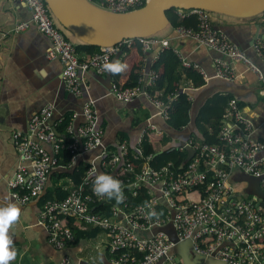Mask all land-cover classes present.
I'll use <instances>...</instances> for the list:
<instances>
[{
  "label": "built area",
  "instance_id": "built-area-1",
  "mask_svg": "<svg viewBox=\"0 0 264 264\" xmlns=\"http://www.w3.org/2000/svg\"><path fill=\"white\" fill-rule=\"evenodd\" d=\"M21 1L29 16L15 22L12 29L21 30L32 23L47 36L46 56L59 60L61 80L73 93L79 90V70L103 73V65L109 63L111 55L119 53L122 44L130 42L131 38H122L112 44L101 43L88 56L79 57L44 0ZM145 1L97 0L95 4L112 12L128 13L140 8ZM175 12L179 15L193 13L196 25H174V37H188L195 47L207 46L222 54L213 58L216 76L234 77V63L242 62L257 74L259 91L264 94V71L261 72L242 48L213 26L208 10L176 8ZM259 21L264 26V9ZM134 38L143 52L151 47H157V50L169 47L182 65L197 68L203 76V71L170 45L166 37L149 34ZM251 45L264 62V38H255ZM141 69L142 65L135 83L118 87L112 81L110 90L121 101L142 95L165 119L171 100L177 92L186 91L187 86L179 83L175 92L164 95L157 90L150 91L156 71L151 67L144 74ZM81 111L84 118L81 123L72 128L68 121L65 126L69 135L65 147L70 156L64 169L69 170L78 154L95 148L101 141L102 130L95 122L91 103L86 101ZM50 115L51 106L45 104L30 115L26 131L11 132L17 162L6 183L10 195L18 203L37 200L44 191L48 175L59 167V137L54 126L46 123ZM149 129L161 133L157 127L147 124L140 136ZM251 131L250 119L242 113L235 98L229 97L216 132L219 144L187 137L182 143L162 147L163 150H184L185 156L179 163L166 161L156 168L150 166L149 154H141L140 136L131 147L121 138L114 147L100 150V165L104 174L122 181L123 203L117 204L115 200L94 193L93 178L89 175L94 169L87 165L78 184L65 178L63 186L67 192L62 198L45 199L38 204L36 223L43 227L47 241L56 249L73 242L74 226L102 231L106 236L108 264H178L171 248L181 240L190 242L193 253L211 255L226 264H264V208L255 196H239L226 181L229 169L237 167L257 177L264 192V152H260L264 141L252 137ZM41 142L48 143L49 149ZM128 152L139 161L129 160ZM100 203L108 205V213L93 209ZM59 264L84 263L73 261L62 253Z\"/></svg>",
  "mask_w": 264,
  "mask_h": 264
},
{
  "label": "crops",
  "instance_id": "crops-1",
  "mask_svg": "<svg viewBox=\"0 0 264 264\" xmlns=\"http://www.w3.org/2000/svg\"><path fill=\"white\" fill-rule=\"evenodd\" d=\"M91 1L95 3L97 0ZM209 12L213 26L242 48L250 61L263 72L264 62L251 45L255 38H264V26L259 21L260 13L234 16ZM28 16L29 11L21 0H0V203L15 202L22 209L19 221L10 230L18 253L11 264H59L62 253L67 254L73 261L84 264H108L106 236L102 231L85 230L84 235H76L73 242L62 249H56L47 241L43 227L36 223L39 208L37 200L31 199L21 204L9 193L6 180L17 162L11 132L26 131L30 115L45 104L51 106L47 124L54 126L59 117L70 114L69 121L74 128L84 120L82 105L86 101L91 103L95 122L102 130L101 141L95 148L78 154L69 169L82 163L91 165L98 174L104 173L100 165V150L114 147L121 138L130 147L133 146L147 124L157 127L161 132L149 129L153 134L160 135L157 139L149 135V142L157 150L156 153L165 144L182 143L191 133L200 136L194 122L195 114L207 97L215 92L234 97L242 113L252 123L251 136L264 141V94L259 91L257 74L246 68L242 62L234 63V77L227 79L216 76L213 58L222 56L221 53L207 46L195 47L188 37H174L171 25L166 24L159 29L160 32L155 36L166 37L170 45L203 71V76L198 72L201 82L195 85L186 80L183 74L178 77L177 84L185 83V92L190 96L189 120L181 128L173 129L160 117L157 108L142 95L129 101L117 99L110 90L112 75L106 71L96 73L91 69L79 70L78 92L67 90L60 77L59 60L46 56L49 47L47 36L32 23L21 30L12 29L15 22L28 19ZM67 37L72 43L88 41L84 36L71 33H67ZM156 52L157 47L141 51L140 63L144 74L151 68ZM122 54V51L112 54L109 62L120 61ZM78 56H85V53L81 52ZM41 69L43 71L39 76L34 74ZM41 144L49 149L48 143ZM260 152H264V148ZM179 162L180 160L176 163ZM61 181L62 178L49 174L44 189ZM226 181L239 196H255L264 208V192L257 177L237 167H231ZM88 231H91L90 235ZM168 231L172 235L170 227ZM171 252L178 264H226L211 255L193 253L188 240L176 241Z\"/></svg>",
  "mask_w": 264,
  "mask_h": 264
},
{
  "label": "trees",
  "instance_id": "trees-1",
  "mask_svg": "<svg viewBox=\"0 0 264 264\" xmlns=\"http://www.w3.org/2000/svg\"><path fill=\"white\" fill-rule=\"evenodd\" d=\"M175 10V7H170L166 10L167 25H171L172 27L178 24L191 27L196 25V18L193 13L179 15L175 12ZM58 26L67 37V33L69 32L65 31L59 24ZM153 35L155 34L153 33ZM73 45L78 55L83 52L85 53V56H88L97 49V45L90 41L75 42ZM121 51L123 54L120 61L127 64L128 67L125 71L118 75L111 74L112 81L118 87L135 83L141 65L140 43L135 38H131L127 45L122 44ZM151 67L156 71V77L152 85L149 87V90L160 91L162 95L176 91L178 77L180 78L181 74H183V77L186 80L188 79L191 83H193V85L201 82V76L197 69L190 65L184 66L180 64V60L177 55L169 47H162L157 50L156 57L152 61ZM229 97H231L230 94L223 95L217 92L212 93L209 97H207L203 104L198 108L194 118V122L200 132V136L191 133L189 137L192 140L219 144L220 141L216 136V132L218 129L219 118ZM189 108L190 99L188 98V94L185 91L177 92L168 107L167 117L164 119L165 123L173 129L181 128L189 120ZM69 115L63 114L54 124L55 131L59 137V158L57 161L59 167L53 169L50 174L57 178H62V181L61 183L53 184L52 186L45 188L43 193L37 199L38 204L45 199L62 198L67 192L66 188L63 186V184L66 183L65 178H69L73 184H78L84 174L86 165L82 163L74 166L71 171L70 169L68 170L63 168L67 165L70 156V152L65 147L66 142L69 140L68 132L65 131V126L69 121ZM149 135L154 137V139L159 138L158 135L146 130L140 136L138 145L142 155L149 154L147 160L150 166L156 168L161 164H164L166 161L178 162L185 156L184 150L176 148L171 150L162 149L160 152L155 153L157 150L154 149L155 147H153L149 142ZM127 156L132 162L137 163L139 161L138 159L132 158L130 152H128ZM93 209L100 210L103 213H108V205L106 203H100ZM88 229L96 228H78L74 226V238H76V235H84L83 232ZM91 231H88V235L91 234Z\"/></svg>",
  "mask_w": 264,
  "mask_h": 264
},
{
  "label": "water",
  "instance_id": "water-1",
  "mask_svg": "<svg viewBox=\"0 0 264 264\" xmlns=\"http://www.w3.org/2000/svg\"><path fill=\"white\" fill-rule=\"evenodd\" d=\"M57 23L92 43L112 44L122 38L153 34L166 25V10L202 8L234 16H250L264 9V0H146L135 11L117 13L90 0H44Z\"/></svg>",
  "mask_w": 264,
  "mask_h": 264
},
{
  "label": "clouds",
  "instance_id": "clouds-1",
  "mask_svg": "<svg viewBox=\"0 0 264 264\" xmlns=\"http://www.w3.org/2000/svg\"><path fill=\"white\" fill-rule=\"evenodd\" d=\"M127 67V64L119 60L103 65L106 72L114 75L125 71ZM41 71L43 70H37L34 74L39 76ZM89 175L93 178V191L97 196L115 200L117 204L123 203L125 196L122 181L111 175L98 174L95 171ZM21 213V206L15 202L0 203V264H11L17 258L18 253L10 230L19 221Z\"/></svg>",
  "mask_w": 264,
  "mask_h": 264
},
{
  "label": "rangeland",
  "instance_id": "rangeland-1",
  "mask_svg": "<svg viewBox=\"0 0 264 264\" xmlns=\"http://www.w3.org/2000/svg\"><path fill=\"white\" fill-rule=\"evenodd\" d=\"M160 29H161V28H160ZM158 31H159V30H158ZM158 31L154 32V34H157V33H159V32H160V31H159V32H158Z\"/></svg>",
  "mask_w": 264,
  "mask_h": 264
}]
</instances>
